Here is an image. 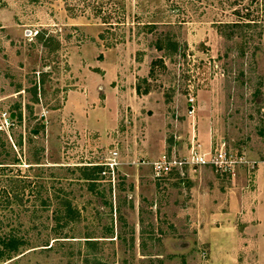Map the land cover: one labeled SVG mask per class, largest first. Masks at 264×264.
I'll list each match as a JSON object with an SVG mask.
<instances>
[{
    "label": "rangeland",
    "instance_id": "obj_1",
    "mask_svg": "<svg viewBox=\"0 0 264 264\" xmlns=\"http://www.w3.org/2000/svg\"><path fill=\"white\" fill-rule=\"evenodd\" d=\"M0 264H264V1L0 0Z\"/></svg>",
    "mask_w": 264,
    "mask_h": 264
},
{
    "label": "built area",
    "instance_id": "obj_2",
    "mask_svg": "<svg viewBox=\"0 0 264 264\" xmlns=\"http://www.w3.org/2000/svg\"><path fill=\"white\" fill-rule=\"evenodd\" d=\"M195 98L190 97L189 99V113L195 112ZM109 161L105 164L111 168H115L119 164L118 151L113 150ZM232 154L228 153L224 149L218 147H211L206 150L201 148V143L197 140L196 133L192 135L188 153L185 155H177L175 153L165 152L160 158L154 160H145L152 166L156 177H161L167 173L174 171L175 169L192 168L197 169L201 166H210L216 170H226L234 163Z\"/></svg>",
    "mask_w": 264,
    "mask_h": 264
},
{
    "label": "trees",
    "instance_id": "obj_3",
    "mask_svg": "<svg viewBox=\"0 0 264 264\" xmlns=\"http://www.w3.org/2000/svg\"><path fill=\"white\" fill-rule=\"evenodd\" d=\"M263 1H264V0H263ZM137 90H138V92H140V88H138ZM146 92H148V91H146ZM140 93H141V92H140ZM16 160H18V159H16Z\"/></svg>",
    "mask_w": 264,
    "mask_h": 264
}]
</instances>
